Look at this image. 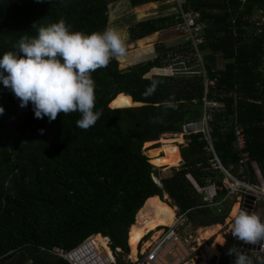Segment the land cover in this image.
Masks as SVG:
<instances>
[{
    "label": "trees",
    "instance_id": "16d2710c",
    "mask_svg": "<svg viewBox=\"0 0 264 264\" xmlns=\"http://www.w3.org/2000/svg\"><path fill=\"white\" fill-rule=\"evenodd\" d=\"M116 1L0 0V58L16 51L22 36H36L34 24L49 26L63 18L74 32L103 31L109 5ZM126 1L132 8L169 0ZM188 7L201 27L203 43L197 50L205 78L197 68L147 76L152 69L178 63V55L196 61L189 42L158 45L155 58L125 69L112 60L92 73L95 110L103 108V115L88 130L77 127L79 113H60L51 122L47 116L36 118L33 105L20 107L0 81V264H69L50 250H70L97 234L109 239L114 254L117 249L129 252L127 234L135 214L145 200L164 194L192 227L224 225L228 209L219 216L204 207L187 178L204 187L208 180L220 184L223 176L211 169L202 134L190 133L202 117L203 97L220 103L210 111L208 124L222 166L243 181L264 186V26L259 33L256 26L264 15V0H188ZM175 17L138 22L128 30L129 39L174 27ZM153 79L163 83L146 98L143 93ZM172 94L178 108L165 109L163 102ZM234 125L242 128L250 156L242 173L236 166ZM165 134H183L186 140L180 154L171 144L183 139L165 141L166 156L175 152L168 161L159 143L151 145ZM181 158L178 167L168 165ZM224 194L218 191L214 200ZM231 240L232 234L224 249ZM116 264L132 263L118 259Z\"/></svg>",
    "mask_w": 264,
    "mask_h": 264
},
{
    "label": "clouds",
    "instance_id": "9594fccd",
    "mask_svg": "<svg viewBox=\"0 0 264 264\" xmlns=\"http://www.w3.org/2000/svg\"><path fill=\"white\" fill-rule=\"evenodd\" d=\"M33 27L37 30L36 36H22L15 45L16 51L5 52L0 58V81L20 100V107L33 105L36 118L47 116L51 122L60 113H79L77 127L88 130L103 115V108L95 110L96 84L92 73L127 55V34L113 27L90 35L74 32L63 18L49 26L34 24ZM161 83L162 80L153 79L143 95L151 96ZM163 107L178 108L175 94L163 102ZM3 112L0 106V114ZM157 119L151 118V122ZM231 234L244 244L264 247L261 215L256 210L249 212L240 208L233 213ZM238 249L228 250L229 256L235 255V264H252L247 254Z\"/></svg>",
    "mask_w": 264,
    "mask_h": 264
},
{
    "label": "built area",
    "instance_id": "2783aa9c",
    "mask_svg": "<svg viewBox=\"0 0 264 264\" xmlns=\"http://www.w3.org/2000/svg\"><path fill=\"white\" fill-rule=\"evenodd\" d=\"M171 2L176 7V31L179 35L185 38V43H190L194 54L196 56V68L199 73L205 78V72L202 65V58L198 54L197 47L203 43L202 38L200 37L201 27L196 23L195 16L188 7V0H171ZM260 20L256 22L258 28V33L262 31L264 26V15H260ZM180 69H172L174 73H177L179 70L186 71L189 68L185 67V64H180ZM206 80L204 84H206ZM220 106V103L207 99L206 97L202 98V109L203 114L201 119L196 123L192 124V130L190 133H201L204 140L208 143L206 151L211 155L209 160L211 169L215 171H220L223 176L220 180V184H217L215 181L208 180V183L204 187L198 188V194L200 195L203 206L210 208L215 211V213L223 214V205L235 198L237 205V212L241 208L242 201L245 195H250L254 197L252 210L257 211V204H264V186H259L258 184L248 183L243 181L236 175L230 173L228 169H225L220 160L218 159L211 143L210 132L211 128L208 122L211 120L210 111L212 109H217ZM234 136V146L237 151L238 158L236 166L239 169V172L242 173L243 167L248 161H250V156H248L247 151L245 150L246 139L244 132L241 127L234 125L233 128ZM233 166H230L232 168ZM225 191L224 196L221 200L215 201L214 198L217 195L218 191ZM234 201V202H235ZM262 221H264V213L262 211L258 212ZM187 226V218L185 212L178 213L174 216V220L171 226H159L156 229L158 233L156 240L151 243V245L145 248L142 251V244L148 241V237L152 234L151 232L145 234L136 245V255L135 260L132 261L133 264H187L192 262L198 257L196 253L199 252L197 243L194 241L190 242L189 239L183 238L181 236V229ZM154 232V231H152ZM94 236H89L84 239L76 247L67 250L64 248H55L50 250V252L58 257H61L69 264H116L114 253L111 251V257L101 254L99 249H102L100 246H96L93 240ZM107 240V247L109 248V239ZM234 237L232 236V240ZM242 242V241H241ZM261 244H264V241H261ZM254 246V249H244V251L250 259L256 257L259 260L260 256L264 254V247L260 244L250 245ZM259 247L256 250V247ZM110 249V248H109ZM141 249V251H139Z\"/></svg>",
    "mask_w": 264,
    "mask_h": 264
},
{
    "label": "rangeland",
    "instance_id": "374dc122",
    "mask_svg": "<svg viewBox=\"0 0 264 264\" xmlns=\"http://www.w3.org/2000/svg\"><path fill=\"white\" fill-rule=\"evenodd\" d=\"M174 13H176V7L174 6V4L172 2H169V1L157 2V3H148V4H143V5H140L137 7H132V8L128 5L126 0H118V1L110 4L109 5V12H108L107 28L113 27V28L120 29L124 33H126L127 37H128L127 55L118 61L119 68L125 69L126 67H128L130 65L155 58L156 57L155 51H156V47L158 45L165 44V46H172V47H177V46L183 45L185 43V38H183L179 35V33L176 31V28H175L176 26L175 27H169V29H167V30H164L158 34L152 35L153 37L150 36V37H152V38H150V41L147 43H143V45H142V43H139L138 41H131L129 39L128 30L132 26H134L136 23L144 21V20H149V19L170 17ZM176 58L177 59L175 61L178 63L171 65L167 68H163V69H158V68L152 69V71L147 76H150L152 74L171 76V75L175 74L172 69H174L176 66H178L180 64H183V62L185 64L186 68L192 69V68L197 67L196 61H194V62L191 61V58H189V56L185 57L184 55H178ZM189 62H192L191 66L187 67L188 66L187 64ZM220 66H221V63L218 64V67H220ZM174 135H176V134H165L162 136L161 139H159V140H161V142L158 140V143L163 147V150H164V146L167 147V145H165V141L171 140L174 137ZM177 136L181 137L182 134H177ZM181 138L183 139L182 144H177V145L171 144L173 146H176L175 152L178 151V153H180V150L182 147L186 146V140L184 139L183 136ZM149 146H151V145H149ZM172 154H170V155H172ZM170 155L166 156V153H165V159L167 161L169 160L168 158H170ZM181 163H182V161L179 164L177 163V164H168V165L178 167ZM233 175H235V174H233ZM164 195L162 197V200L165 203H167L169 206L171 205V207L172 206L174 207L175 205L172 204V202L168 198V196L165 195V197H164ZM234 201H235V198L228 201L229 202L228 205H231L232 202L234 203ZM256 208H257V212L262 211V213H264V204L263 203H258ZM231 209H228L229 211L227 212L226 220L228 219L231 221L233 219V218L229 219V213H230ZM225 211H227V208H225ZM175 216H176V214H175ZM136 219H137V216L135 214L134 224L137 221ZM224 223L226 224V221ZM131 227H132V225H131ZM131 227L129 228V232H130ZM229 228L230 227H227L225 225V226H223V228L221 230L220 235L223 236V242L225 241L224 233L226 234V232L228 231ZM195 230L197 231L200 229L194 228L190 224H188L185 228L181 229L180 233H181V236L183 238L188 239V236H194L195 235V233H196ZM230 231H232V229ZM129 232L127 234V237H129ZM155 233H156V231L152 232V234H155ZM155 236L151 235L150 237H148V241L145 242V244L144 243L142 244V247H141L142 251L145 248H147V245L150 242H154L153 238ZM105 242H106L105 244L107 245L106 239H105ZM127 244H128V242H127ZM129 246H128V248H129ZM107 249H108L109 253H111V251L108 247H107ZM201 249L203 251V248H201ZM128 250L131 254V247ZM139 251H141V249ZM99 252H101V254L105 255V253L102 249H99ZM116 252H117V255L113 254L116 257V261L119 259L120 261L125 262V263H132V261L134 260V259L130 258L129 252H128V254H126V252H122L120 249H117ZM196 263H198V262H196Z\"/></svg>",
    "mask_w": 264,
    "mask_h": 264
},
{
    "label": "bare ground",
    "instance_id": "6f19581e",
    "mask_svg": "<svg viewBox=\"0 0 264 264\" xmlns=\"http://www.w3.org/2000/svg\"><path fill=\"white\" fill-rule=\"evenodd\" d=\"M152 37H150V38H152ZM150 38L145 37V38H142V39L137 40V41L139 43H142V45H143V43L149 42ZM132 106H133V102H132ZM145 201H147V202H145V204L142 206V208H140L138 210L139 212L136 213V216H137L136 220L137 221L135 222L134 225H132L130 232H129V237H128V239H129L128 246L130 245L129 249L131 247V254L129 252L130 258H132L134 260H135V255H136V245L139 242V240L145 234L152 232V231H156L157 227H159V226H171V224L174 220V216H175V208L171 207V205L169 206L162 199H160V197L155 196V197H152V198L145 200ZM236 208L237 207H235V210H236ZM214 232L215 231L209 230L204 235V237H202L200 239V244H203V242L205 240H207L208 238H210L212 233H214ZM153 236H154V234H153ZM156 237H157V235L153 238V241L156 240ZM93 240H94V243L96 246H100L102 248V250L104 251L106 256H109V257L112 256L111 253H109V251L107 249V245L105 244L106 242H105V239L103 237H101L100 235H96V236H94ZM219 241L223 242V238L220 237ZM216 244H217V242H215V244L212 245V247L208 250L211 254H214L215 252H217L216 251L217 250ZM150 245H151V243H149L147 245V247H149Z\"/></svg>",
    "mask_w": 264,
    "mask_h": 264
},
{
    "label": "crops",
    "instance_id": "0c3cea01",
    "mask_svg": "<svg viewBox=\"0 0 264 264\" xmlns=\"http://www.w3.org/2000/svg\"><path fill=\"white\" fill-rule=\"evenodd\" d=\"M148 38H150V37H148ZM182 137V136H181ZM180 136H177V135H174V137L172 138V139H179V140H182V138H181ZM163 148V147H162ZM175 153V152H174ZM180 154V153H179ZM163 156H165V150H163ZM162 156V157H163ZM181 161H182V158H181ZM187 178H188V180L191 182V184L194 186V188L198 191V188H199V186L195 183V181L188 175L187 176ZM166 195V194H165ZM165 195H164V197H165ZM222 198V197H221ZM221 198L220 199H218V200H221ZM161 199V198H160ZM228 203L229 202H226L224 205H223V210L225 211V208H227V209H231V211H230V213H229V219H232L233 218V213H234V211L235 212H237V208H236V210H235V207H237L236 206V201L233 203L232 202V204L231 205H228ZM234 204V205H233ZM173 207V206H172ZM174 208H175V214H178L179 213V209L177 208V207H175L174 206ZM229 211V210H228ZM226 221V224L224 223V225H219V224H216V225H211V226H209V227H197V229H200V230H195V235L194 236H188V239H189V241L190 242H196L197 243V246H198V248H199V252L198 253H196L197 255H198V257L196 258V259H194L192 262H190V263H187V264H219V262H221L222 261V258H221V256H222V254L221 253H223V255H224V252L226 251V249L224 250L223 248H224V246H225V243L227 244V242H228V238L231 236V229H232V223H233V219L230 221V220H225ZM224 221V222H225ZM230 221V222H229ZM227 226V227H230L229 229H228V231L226 232V234L224 233V236H225V241L224 242H220L219 241V238L220 237H222L223 238V236H221L220 235V233H221V230H222V228H223V226ZM164 227H166V226H164ZM215 231L214 233H212V235H211V237L210 238H208L207 240H205L204 242H203V244H200V239L202 238V237H204V235L208 232V231ZM230 231V232H229ZM211 233V232H210ZM229 233V234H228ZM151 234H152V232H151ZM97 235H100V234H97ZM155 235H158V233L156 232L155 234H154V236ZM93 236H96V235H93ZM101 236V235H100ZM152 236H153V234H152ZM102 237V236H101ZM104 238V237H103ZM199 238V239H198ZM209 240H211V244L210 245H207V241H209ZM215 242H217V244H216V251L217 252H215L214 254H211L208 250L212 247V245H214L215 244ZM150 243H152V242H150ZM201 248H203V251H202V249ZM208 248V249H207ZM219 251V252H218ZM208 257V258H207ZM223 257V256H222ZM204 260V261H203ZM252 264H264V254L263 255H261L260 256V258H259V260H257V258L254 256V257H252ZM196 262H198V263H196Z\"/></svg>",
    "mask_w": 264,
    "mask_h": 264
},
{
    "label": "water",
    "instance_id": "95a60500",
    "mask_svg": "<svg viewBox=\"0 0 264 264\" xmlns=\"http://www.w3.org/2000/svg\"><path fill=\"white\" fill-rule=\"evenodd\" d=\"M133 103L138 104V105H135V106L141 105L140 103H136V102H133ZM154 143H158V141L152 142L151 145L154 144ZM150 162H151V160H150ZM253 201H254V197H252L250 195H245L244 199L242 201V204H241V208L247 209L249 212H251ZM233 247L239 248L238 250H240V251H242L244 249H254L255 248L254 246H250L248 244H244L243 242H241V241H239V240L234 238L232 240L231 246L226 248V251L224 252V255L222 257V261H227V264H235V255H232V256L228 255V250L230 248H233ZM258 249H259V247L257 246L256 250H258ZM126 254H128V252H126Z\"/></svg>",
    "mask_w": 264,
    "mask_h": 264
}]
</instances>
